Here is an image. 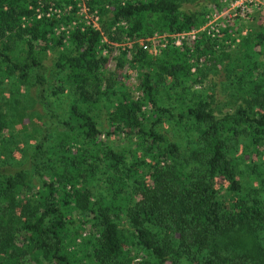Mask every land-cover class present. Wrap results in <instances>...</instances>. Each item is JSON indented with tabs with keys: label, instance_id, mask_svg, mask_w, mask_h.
Listing matches in <instances>:
<instances>
[{
	"label": "trees",
	"instance_id": "16d2710c",
	"mask_svg": "<svg viewBox=\"0 0 264 264\" xmlns=\"http://www.w3.org/2000/svg\"><path fill=\"white\" fill-rule=\"evenodd\" d=\"M195 1L87 0L94 27L75 17L76 0H0V77L36 85L53 123L31 126L23 165L0 167V264H264V15L244 34L238 15L225 17L210 37L199 29L226 4L182 9ZM191 29L155 56L133 44L135 99L125 48L106 74L124 37ZM216 65L235 78L232 112L192 91ZM65 92L56 114L45 97Z\"/></svg>",
	"mask_w": 264,
	"mask_h": 264
},
{
	"label": "rangeland",
	"instance_id": "374dc122",
	"mask_svg": "<svg viewBox=\"0 0 264 264\" xmlns=\"http://www.w3.org/2000/svg\"><path fill=\"white\" fill-rule=\"evenodd\" d=\"M208 0H198L193 3H183L182 9L184 10H195L200 7L204 2ZM80 5L84 6V10L76 7L75 17L84 22L85 24H91L92 26H98L100 23V13L94 9L92 11L88 10L87 0H76ZM222 3V1H220ZM63 10V9H62ZM69 9L63 10L67 12ZM57 12V11H56ZM264 0H259L257 4L248 6L246 10L239 15V20L241 27L239 28L242 34L249 31L248 24L251 25L252 30L259 28L258 23L263 20L264 15ZM261 14V15H260ZM107 14L103 15V18L107 17ZM253 18V20H252ZM255 18V19H254ZM124 25V23H119V25ZM260 24V23H259ZM264 24V22H263ZM115 25H118L116 23ZM152 34H149L143 38L128 39L123 38V43L114 45L112 47L111 53L109 55L106 74L110 75L114 72L115 64L117 57L123 48H125L124 55V65L122 68V74L125 76V88L128 90L130 97L135 99L138 96V92L135 89V79L136 71L130 69L129 61L132 57V52L130 49L133 44L139 46V42L150 40ZM160 36L154 39V43L157 49V52L160 48L158 44L160 42ZM166 44H169L167 42ZM156 52V53H157ZM102 54H106V49L101 51ZM148 56H155V54H149L145 52ZM53 60L52 53H46L43 63L45 66L49 67ZM220 65V64H219ZM210 66L209 70L206 72L204 79L200 83H195L192 85V91L198 94L203 98H208L212 101V107L216 113L218 110L222 113L232 112L240 103L238 97L234 96V88L231 81L235 78L230 75H227L222 66ZM50 68L47 69L45 73L46 79L49 77ZM264 84V77L262 79ZM46 84L47 80H46ZM70 95L65 92L56 97H51L47 95L45 99L51 101V108L56 114L64 113L65 109L68 107ZM161 101H166L165 104H173L174 100L168 101L165 97ZM0 113L4 114L8 125L7 128L3 129L0 132V167L7 166L9 168H15L20 165H23L25 158L29 155L30 143L28 141V136L31 134V126L40 123L39 128L42 126H49L52 123L50 120V111L45 108L44 103L37 98V87L34 84H26V86L21 85L20 88L17 85H11L6 82L2 77H0ZM18 113V114H15ZM103 114L101 111L98 114V120L102 121ZM11 127V128H8ZM158 130L164 133L169 139H174V135L171 133L173 128L166 122L159 124ZM104 125L100 126V129L103 131ZM102 141L107 142L112 145L113 149H117L114 146L112 141H108L105 135L102 133L100 135ZM28 141V143H27ZM31 142V141H30ZM35 181V178H33ZM87 230L82 232V235L87 234ZM128 246V245H127ZM132 246V252L136 260L143 259L145 257L144 253L137 248V246Z\"/></svg>",
	"mask_w": 264,
	"mask_h": 264
},
{
	"label": "built area",
	"instance_id": "2783aa9c",
	"mask_svg": "<svg viewBox=\"0 0 264 264\" xmlns=\"http://www.w3.org/2000/svg\"><path fill=\"white\" fill-rule=\"evenodd\" d=\"M222 4H226V6L218 11H212L210 12L205 19L204 24L201 26L199 30L205 31L207 35L210 37H214L219 33V30L221 27L224 26L223 18L228 17L232 18L235 16H239L242 14L248 6H252L254 4H257L259 0H221ZM76 7H79L81 9H85L83 5H80L79 2H76ZM70 5L64 6L63 10L69 9ZM198 29H191L189 32H179L176 34H166V33H157L154 32L152 34V37L150 40H145L142 42H139V47L149 53V54H155L157 52L154 39L158 36H160V42L158 44V47H164L167 42L172 44L173 46H178L181 44L182 40L185 36H189V38L193 39L195 37V34L197 33Z\"/></svg>",
	"mask_w": 264,
	"mask_h": 264
}]
</instances>
